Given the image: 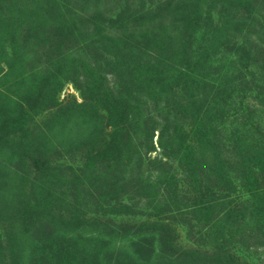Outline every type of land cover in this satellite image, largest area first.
I'll use <instances>...</instances> for the list:
<instances>
[{
  "label": "rangeland",
  "instance_id": "1",
  "mask_svg": "<svg viewBox=\"0 0 264 264\" xmlns=\"http://www.w3.org/2000/svg\"><path fill=\"white\" fill-rule=\"evenodd\" d=\"M0 264H264V0H0Z\"/></svg>",
  "mask_w": 264,
  "mask_h": 264
},
{
  "label": "trees",
  "instance_id": "2",
  "mask_svg": "<svg viewBox=\"0 0 264 264\" xmlns=\"http://www.w3.org/2000/svg\"><path fill=\"white\" fill-rule=\"evenodd\" d=\"M246 13V10L244 9L242 12H241V18H246L248 16L245 15ZM189 49V47H188ZM139 54L141 55V53L143 54L142 52V49L140 48L139 50ZM190 51V49H189ZM186 53L188 54V50L186 51ZM142 56V55H141ZM191 59L189 58V54L187 55V57L185 56L184 59L181 61L180 63V68H187L189 69V63H190ZM68 63H72V60H70ZM73 65H75V68H74V72L76 74L78 73H82V74H85L89 77H92V79L94 80V82L98 83V73L96 72V69H93L90 67V63H86L85 61H82L81 59H78L75 63H72ZM73 65L71 64H68V66H72ZM140 67H141V62L137 63V65H134L132 70L130 71V74L134 73L133 71H135V73H139V70H140ZM180 73H183L181 70L179 71V74ZM64 75V74H63ZM141 77V80L140 81H145V85L146 87H148V89L150 91H156V87L155 85L150 82H146V80H142V74L139 75ZM152 81L155 82V79H153ZM58 84V80L55 78V76H51V78L49 79L48 81V84L45 86V98L42 102V105L41 107L42 108H52L53 104H54V101H53V98H50V95H55V93L57 92V87L59 85ZM99 84V83H98ZM154 85V86H153ZM154 95L160 99V93L157 94L156 92L154 93ZM162 96V95H161ZM135 123V125H138V122H139V118L135 116V120L133 121ZM178 127V124L176 122H172V127ZM172 127L170 128V130L172 129ZM215 132L214 130H211L209 134V138H212V139H215ZM175 136H176V132H172L171 134V131L170 133H167V134H164V133H161V135L159 136V139H160V143L162 144L163 143V140L164 138H169L168 142L166 143H163L162 145L164 147L167 148L168 151H173L175 152V150L177 149L178 145L176 144L175 142ZM124 164V160H121V162L119 164H117L115 166L116 169H118L120 167V165ZM196 172H198V170L195 168ZM148 192L151 194L153 193V195H155V186L154 185H150V188H148Z\"/></svg>",
  "mask_w": 264,
  "mask_h": 264
}]
</instances>
